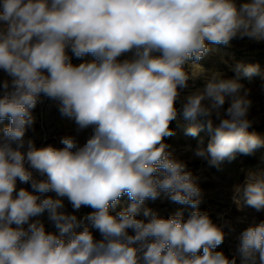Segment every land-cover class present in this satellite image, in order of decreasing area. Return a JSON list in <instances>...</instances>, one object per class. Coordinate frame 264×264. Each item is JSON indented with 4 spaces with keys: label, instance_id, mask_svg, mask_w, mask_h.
<instances>
[{
    "label": "clouds",
    "instance_id": "clouds-1",
    "mask_svg": "<svg viewBox=\"0 0 264 264\" xmlns=\"http://www.w3.org/2000/svg\"><path fill=\"white\" fill-rule=\"evenodd\" d=\"M245 38L264 43V0H0V264H264V219L227 255L233 222L201 210L200 177L167 141L174 121L205 132L183 152L217 169L264 149L241 82L264 81L260 64L200 63ZM44 98L75 126L38 147ZM231 199L264 212V154Z\"/></svg>",
    "mask_w": 264,
    "mask_h": 264
},
{
    "label": "rangeland",
    "instance_id": "rangeland-1",
    "mask_svg": "<svg viewBox=\"0 0 264 264\" xmlns=\"http://www.w3.org/2000/svg\"><path fill=\"white\" fill-rule=\"evenodd\" d=\"M227 61V64L224 63ZM237 61L244 63H258L261 66V72L264 73V43H255L247 38L243 40L234 39L231 41V47L217 46V50L207 54L200 63L207 68L215 67L224 72L227 76L234 75L229 68V64ZM74 63L80 61L74 59ZM2 75V73H0ZM242 83L246 87L252 89V98L256 102L260 112H264V96L260 95L259 88L264 81L261 77L255 76L250 81L242 78ZM191 87H199L203 82L197 80L189 82ZM257 113V107L253 108V114ZM36 117L34 125L35 132L29 131L28 135L35 139L37 146H43L48 143L58 144L59 138L65 134L71 133L74 129V121L64 118L60 115L54 101L43 99L42 103H38L33 110ZM7 123V122H5ZM184 122L179 120L173 122L170 127L175 130V135L167 138L168 143L176 150L175 154L181 159L186 160L188 168L200 177L199 184L204 193V201L200 205L202 211H208L214 222L220 223L218 214H222L224 219L231 220L236 228V233L230 235L220 247L227 255H232L235 249V235L248 226L252 218L257 221L264 219V212L257 213L251 208H245L243 211L238 210L231 199L232 187L235 184L242 183L246 170L255 167L259 162V157L264 154V149H260L254 156L238 155L234 161H224L220 168L210 167L206 161L197 158H191V153H184L185 146L195 148L200 139L207 143L208 136L205 132H201L197 137H191L185 134ZM264 118L255 126H262ZM258 134L264 136V130L257 131ZM83 141V135L81 136ZM244 169L245 171H241ZM67 203V202H66ZM149 206L160 211L161 215L168 216L172 214L179 206L168 201L157 200L155 203L149 202ZM68 210L71 211L70 205ZM90 211L88 208L81 210V215ZM187 215V214H186ZM240 218V222H238ZM48 230H54L50 225ZM97 238L98 234H97Z\"/></svg>",
    "mask_w": 264,
    "mask_h": 264
},
{
    "label": "trees",
    "instance_id": "trees-1",
    "mask_svg": "<svg viewBox=\"0 0 264 264\" xmlns=\"http://www.w3.org/2000/svg\"><path fill=\"white\" fill-rule=\"evenodd\" d=\"M261 129L264 130V124H263L262 126H255V125H254V127H253L252 130H255V131L257 132V131H260ZM250 130H251V129H250Z\"/></svg>",
    "mask_w": 264,
    "mask_h": 264
}]
</instances>
